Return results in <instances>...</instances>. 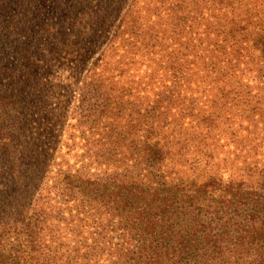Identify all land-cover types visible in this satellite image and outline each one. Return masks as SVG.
I'll return each instance as SVG.
<instances>
[{
	"label": "trees",
	"instance_id": "16d2710c",
	"mask_svg": "<svg viewBox=\"0 0 264 264\" xmlns=\"http://www.w3.org/2000/svg\"><path fill=\"white\" fill-rule=\"evenodd\" d=\"M146 5L141 78L0 89V264H264V0Z\"/></svg>",
	"mask_w": 264,
	"mask_h": 264
},
{
	"label": "rangeland",
	"instance_id": "374dc122",
	"mask_svg": "<svg viewBox=\"0 0 264 264\" xmlns=\"http://www.w3.org/2000/svg\"><path fill=\"white\" fill-rule=\"evenodd\" d=\"M146 1L0 0V89L12 92L10 82L31 72L27 57L35 58L37 53L43 56L36 59L39 76L35 78H41L45 85L43 95L49 107L61 114L70 106L67 101L71 91L79 90L85 78L122 81L130 74L141 78L145 74L146 57L139 50L138 38L159 23L154 9L147 11ZM121 14L124 17L116 28ZM102 17L109 18L111 23L99 24ZM93 19L92 30L88 31L85 25ZM52 26L60 33L59 41L44 47L45 43L39 40L45 29ZM133 32L138 34L136 38L131 35ZM129 40L138 44L130 57Z\"/></svg>",
	"mask_w": 264,
	"mask_h": 264
}]
</instances>
